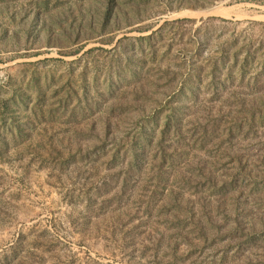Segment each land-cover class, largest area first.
<instances>
[{"label": "rangeland", "instance_id": "rangeland-1", "mask_svg": "<svg viewBox=\"0 0 264 264\" xmlns=\"http://www.w3.org/2000/svg\"><path fill=\"white\" fill-rule=\"evenodd\" d=\"M0 264H264V0H0Z\"/></svg>", "mask_w": 264, "mask_h": 264}, {"label": "trees", "instance_id": "trees-1", "mask_svg": "<svg viewBox=\"0 0 264 264\" xmlns=\"http://www.w3.org/2000/svg\"><path fill=\"white\" fill-rule=\"evenodd\" d=\"M220 20H222V21H229L228 19H225V18H220ZM160 29V28H159ZM147 38H149V37H147ZM236 58V57H235ZM234 58V59H235ZM243 61H245V60H243Z\"/></svg>", "mask_w": 264, "mask_h": 264}, {"label": "water", "instance_id": "water-1", "mask_svg": "<svg viewBox=\"0 0 264 264\" xmlns=\"http://www.w3.org/2000/svg\"><path fill=\"white\" fill-rule=\"evenodd\" d=\"M205 10H210V8L205 9ZM192 11L200 12V11H203V10L202 9H198V10H192Z\"/></svg>", "mask_w": 264, "mask_h": 264}, {"label": "bare ground", "instance_id": "bare-ground-1", "mask_svg": "<svg viewBox=\"0 0 264 264\" xmlns=\"http://www.w3.org/2000/svg\"><path fill=\"white\" fill-rule=\"evenodd\" d=\"M225 8V7H224ZM219 10V9H218ZM223 11V10H222ZM220 14V13H219Z\"/></svg>", "mask_w": 264, "mask_h": 264}]
</instances>
